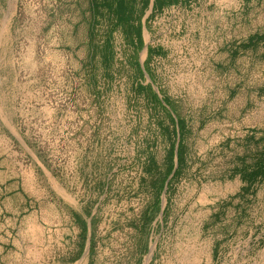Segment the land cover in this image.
Returning a JSON list of instances; mask_svg holds the SVG:
<instances>
[{
	"label": "rangeland",
	"instance_id": "374dc122",
	"mask_svg": "<svg viewBox=\"0 0 264 264\" xmlns=\"http://www.w3.org/2000/svg\"><path fill=\"white\" fill-rule=\"evenodd\" d=\"M133 3L142 10L132 29L141 30L143 47L133 55L135 31L116 32L106 64L108 25L102 20L89 33V0H0V264H264V176L239 190L232 169L237 155L261 156L264 140L226 143L240 139L252 117L255 128L264 125L263 101L242 108L238 94L225 105L224 134L217 133L215 84L223 73L208 71L204 55L216 43L213 16L205 26L197 15L172 12V2L151 14L150 2ZM238 17V36L252 30L264 50V0ZM147 46L158 51L148 61L154 90L188 127L187 167L169 204L161 192L159 209L150 211L177 140L166 111L135 77L133 62L146 58ZM253 68L221 78L263 93L261 60ZM11 178L19 198L5 194L15 187ZM28 207L38 212L36 222ZM93 211L87 253L84 223Z\"/></svg>",
	"mask_w": 264,
	"mask_h": 264
},
{
	"label": "crops",
	"instance_id": "0c3cea01",
	"mask_svg": "<svg viewBox=\"0 0 264 264\" xmlns=\"http://www.w3.org/2000/svg\"><path fill=\"white\" fill-rule=\"evenodd\" d=\"M254 0H150V14L154 12L156 7L163 5L167 2H172L173 4L170 5V10L175 12L177 10L183 11L187 17L196 15L198 16L199 20L202 22L203 25L207 26L210 24L211 20L213 22L212 30L217 31L215 34V41L213 49L205 50L204 55L207 57V62L205 63L206 69L208 71H218L223 73H229V75H234L235 77L238 76V73L241 71H253L254 65L261 60L262 70L264 69V50H257L256 47L260 45L258 42V36L252 30L247 32L244 36H238V28H239V17L238 13L241 9L248 8L252 6ZM258 1V0H257ZM203 8V9H202ZM213 9V10H212ZM212 17L210 20L209 18ZM247 25L248 21L246 19L240 20ZM141 24V22L139 23ZM216 25V27H215ZM140 26V25H139ZM220 26V27H219ZM220 28L226 29L228 31V36L223 34V31ZM141 32V30H140ZM213 32V31H212ZM264 38V35H263ZM262 38V39H263ZM206 42V38H203ZM259 48V47H258ZM152 53L150 54L151 58L154 55H157L158 51H154V49L150 48ZM245 56L244 63H241V57ZM147 56V48L145 49V57ZM146 59V58H145ZM139 60L137 61V70L140 73L141 80L140 84H144V87H140L143 89L148 90L147 98L151 100V98L159 99L158 92L154 90V85L158 88V83L155 79V75L153 71L148 67V73L144 70V61ZM135 71V69H134ZM222 75H220V79L216 82L215 88L219 93V108L217 109L216 113L219 115L220 123L219 129H217V133L224 134L223 127L226 126V121L228 117L225 115L226 110L228 108L225 106L226 104H231L232 100H235L238 97V94L245 96V103L244 107H247L248 104L252 103V100H262L264 103V92L260 93V88L255 87L253 84L245 83L243 81H239L238 79H234L231 81L222 79ZM160 100V99H159ZM166 105L162 102L160 106L162 109L166 111L167 118L170 122V128L172 130L173 135H177V131L181 135V144H180V162L174 178L171 179L172 174L176 168L175 159L173 160V168L171 170L170 175L166 179V185L163 187L162 193L165 195L166 205L169 204L170 196L173 188V183L175 179L181 174L182 168L187 167V160L183 156V137L186 135L188 127H187V118L181 117L175 114V111L172 106L171 99L164 97ZM160 102V101H159ZM231 102V103H230ZM170 108V109H169ZM169 109V111H167ZM241 111V110H240ZM254 113V111H253ZM253 117L251 118V124L246 126L245 128L242 127L240 130L241 137L240 139H230L229 141L226 140V143H233L234 145L243 146V145H254V143H260L264 140V125L258 129L255 128V124H253ZM178 123V126H177ZM223 141L220 143L219 148L221 150L224 149ZM231 146V144H230ZM262 153L259 157H254V152H250V158H248L247 154L244 155H237L233 157L234 164L232 165V169H235V173H237L236 177L238 179V186L243 189L244 186L248 185V179L245 177L248 173L245 172L243 176V170L249 169V175L252 173V169H254L255 165L258 163H264V142L259 147ZM15 187L5 194L12 195L14 197H20L19 193V186L18 180L11 178ZM170 180V181H169ZM226 184V183H225ZM4 188V186H3ZM3 195V193H2ZM165 205V206H166ZM167 207V206H166ZM166 207L161 208V219L155 220L156 224H160L163 226L162 218L166 214ZM165 210V213L163 212ZM25 215L29 216L28 220H32V222L37 221L38 212L31 207H28L25 211ZM157 218V217H156ZM94 219V211L91 212L88 216V219H85V229L84 233L86 236V240L84 242V246L87 248V253L90 251V248L93 245V239L91 236L92 231V222ZM72 223L66 225L68 228ZM87 242V243H86ZM83 247V250L85 249ZM76 263V261H75Z\"/></svg>",
	"mask_w": 264,
	"mask_h": 264
},
{
	"label": "trees",
	"instance_id": "16d2710c",
	"mask_svg": "<svg viewBox=\"0 0 264 264\" xmlns=\"http://www.w3.org/2000/svg\"><path fill=\"white\" fill-rule=\"evenodd\" d=\"M149 0H145L144 4H147ZM155 1V0H154ZM89 9L92 14L90 25H89V33L93 35V33L96 30L97 23L100 21H105L108 25V28L106 29V41L103 45V51L101 52L103 56V60L106 64H110L114 58L115 53V46H114V33L116 32H122L125 31L127 33L130 32V30L135 31V39L132 42V39H130V43L133 44V55H136L143 47V39L141 38V33L139 27L136 29H132L133 24L137 22L139 24L140 22V16L142 14V10L140 12H137L134 9V3L133 0H89ZM129 36L131 34L129 33ZM152 51L150 50V47L147 46V56L144 61V70L148 73V61L150 60ZM137 61L133 62V68L135 69V77L141 80L140 73L137 70ZM150 76V75H149ZM148 91V90H147ZM154 104L160 105L162 102L164 105H166L164 98L161 100H157L155 97L151 98ZM160 101V102H159ZM178 126V123H177ZM176 137V145H172L170 153L167 157L168 165L165 166L166 170L164 172L159 173V178L156 181V183L153 185V189L155 192V201L153 202V205L149 208V211L151 209H159L160 206V195L163 190V187L166 185V179L171 173V170L173 168V160L175 159L176 168L174 170V173L172 174V178L176 175L179 162H180V142H181V135L177 131ZM256 170L249 175V178L247 177L248 181L253 182V177L255 174H259L260 176H264V163H257L254 167ZM254 170V169H253ZM169 180V181H170ZM165 213V210L163 211Z\"/></svg>",
	"mask_w": 264,
	"mask_h": 264
}]
</instances>
